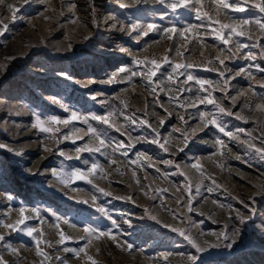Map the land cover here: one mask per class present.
I'll list each match as a JSON object with an SVG mask.
<instances>
[{"label":"rangeland","instance_id":"obj_1","mask_svg":"<svg viewBox=\"0 0 264 264\" xmlns=\"http://www.w3.org/2000/svg\"><path fill=\"white\" fill-rule=\"evenodd\" d=\"M253 2L232 12L215 0H193L173 12L157 0H0V27L7 25L0 36V257L7 264H191L189 256L199 257L196 264H264V152L256 151L264 150V111L257 108L264 106V30L245 25L244 36L227 45L215 38L221 24L264 21ZM149 23L156 27L143 35ZM133 24L140 27L129 32ZM152 60L161 67L149 83ZM175 64L193 67L173 73ZM189 74L210 81L206 91L185 83ZM73 112L81 119L71 120ZM109 113V124L92 119ZM201 113L216 126L205 128ZM37 117L70 122L42 132ZM96 135L106 147L76 152L98 147ZM117 144L124 148L113 151ZM93 164L91 183L61 182ZM21 208V230L5 228ZM25 228L37 229L44 256ZM173 228L205 250L198 253ZM60 232L70 237L63 244ZM206 236L214 241L204 244Z\"/></svg>","mask_w":264,"mask_h":264},{"label":"snow or ice","instance_id":"obj_2","mask_svg":"<svg viewBox=\"0 0 264 264\" xmlns=\"http://www.w3.org/2000/svg\"><path fill=\"white\" fill-rule=\"evenodd\" d=\"M158 3H161V4H165L166 7H169L171 8V10L173 12H175L178 8H184V7H187L189 4H191L193 2V0H171V2L169 3L168 0H157ZM196 3H199L200 0H195ZM218 8L220 9H230L232 12H245L247 11V3H248V0H244L243 4L239 3L238 0H215ZM11 7V6H10ZM72 8H75L76 6L75 5H72L71 6ZM120 7H126V5L124 4H121ZM252 7L253 8H256L259 10V12L261 13H264V0H259V2H253L252 3ZM18 9H13V19L15 18V11H17ZM205 15H207V13H205ZM163 18V17H161ZM73 23H75V21H72ZM249 24H256L259 26V28L261 30H264V21L260 20V19H255V20H250V19H240L238 21L237 24L233 25V26H230V25H227V24H221L220 25V28L215 30V38L219 41H221L223 44L227 45L229 43V40L232 39L233 36H237V37H240V36H244V32L240 29H242L245 25H249ZM140 26L139 25H136V24H133L131 25L129 28H128V31L129 32H134V31H137V29L139 28ZM156 27V25L154 24H151L149 23L147 25V30L143 32V35H147L149 31H152L154 28ZM195 27V26H193ZM225 29H230L228 31V34H227V37H225V34H224V30ZM7 30V25H3L2 27H0V36H2L4 34V32ZM121 30L123 31L124 28L122 27ZM191 29L190 28H185L184 31H190ZM166 31L168 32H175L176 29L175 28H169L167 29ZM183 34V33H181ZM85 39H87V37H85ZM71 46L69 45V48ZM238 47L240 48H243V47H246V45L244 44H239ZM165 62H167V60H165ZM220 64L223 66L224 65V61L223 60H220L219 61ZM137 64L141 63V61L137 60L136 61ZM151 64L153 65V68H150L148 70V73H147V78L149 80V83L152 82V77L156 76L157 74V71L160 69L161 65L158 64L155 60H152L151 61ZM193 65L191 64H188V65H185V64H175L173 67H172V72L173 73H176L178 69H181V68H192ZM125 69L124 68H121L119 69V72H124ZM243 71V70H241ZM183 73H181L182 75ZM65 75L66 78L67 77V74H63ZM132 75H136V73H133ZM220 75L223 77L224 76V72L221 71L220 72ZM115 79V77H112L109 79L108 83H111L113 80ZM168 79L170 81H172L173 83H175V80L173 79V76L170 74L168 76ZM192 80H195V82L200 85V90L201 91H206V89L204 88V85L206 84H209L210 85V81H207V80H203V79H198V78H195L193 77L192 75H188L187 77V81H185V83H187L188 81H192ZM87 85H84L82 84L81 87H86ZM155 89H153L154 91ZM191 91V89H181L180 91ZM95 98V97H93ZM201 103H203L204 101L201 100L200 101ZM209 104H213L215 103V101L211 98V94L209 93V96H208V101H207ZM56 103H60L59 101H56ZM61 107H64L63 104H60ZM219 107V106H218ZM258 109L264 111V106H260L258 105L257 106ZM219 111L220 112H225L226 110L222 107L219 108ZM230 114V113H229ZM112 113H109L108 115H104V116H94L92 117V119H95V120H98L100 121L101 123H104V124H109L110 122V117H111ZM200 117H201V121L203 122L204 124V127L207 128L210 124L213 125V126H216V120L215 119H212V120H208V121H205L204 120V117H205V113H201L200 114ZM71 120H79L81 119L80 116H78L75 112L72 113L71 115ZM70 122V120H58L57 118L55 117H51L49 118L48 120H42L40 119L39 117H37L36 119V122H35V125L36 127H38L40 129V131L42 132H49L51 131V129L49 127H46L45 125L46 124H56V123H63V124H68ZM86 122V119L85 121ZM141 123H145V121H141ZM161 124L164 123L163 120L160 121ZM221 131H223V129H221ZM88 133L90 134H94V130L92 128H89L88 129ZM225 135H231L230 133H227L225 132L224 133ZM67 139V137H65ZM96 140L99 142V146L98 147H89L88 145H85L84 147L82 148H77L76 149V152L77 153H80V152H84V151H87V152H99L100 149L102 147H106L107 144L105 142L104 139H102L99 135H96L95 136ZM151 142L153 143H158V140L156 139H153ZM187 142V136H185V143ZM165 143H167V141H165ZM216 143L218 145H221L222 146V141L220 140H217ZM5 145L3 144H0V148H4ZM160 147H164L163 144H160ZM124 148V145L123 144H117L115 146V148L113 149V151H117L119 149H122ZM180 151H182L183 149H179ZM8 151H12V149H8ZM165 151H167V149H165ZM257 152H264V150L262 149H256ZM124 155H126L127 153L124 152L122 153ZM77 159H79V156H77ZM112 163H115V161H112ZM168 163H171V161H169ZM151 166V165H149ZM193 168H196V169H199L200 168V165L199 164H193L191 165ZM99 166L96 165V164H93L91 169L88 170L87 173L85 172H81L79 170H76V171H73L71 172L70 174H67V179H62L61 182L62 183H67L69 181H76V180H85V181H88L89 183H91V181L88 179L89 176L93 175L97 168ZM177 167H179L177 165ZM54 175H56L58 178L64 176L65 174L63 172H60V173H53ZM99 191H103L102 189H99ZM209 191H211V189H209ZM104 195H109V193H104ZM215 203V202H214ZM191 210V209H189ZM24 211L25 209L24 208H21L20 209V219L18 221H16L15 225H12V224H7V225H4L5 228H8V229H11L12 231H17V230H21L20 229V226L23 225L25 223V220L27 219L25 216H24ZM97 211H99L102 215L104 216H107V212L105 211L104 208H101V207H97ZM239 215V214H238ZM152 219H156L155 217H151ZM59 219V218H57ZM125 223H128V221H124ZM159 222V221H157ZM240 222L241 223H244L245 220L243 217L240 218ZM65 223H68V221H65ZM112 224L113 226H116V221H112ZM23 231L25 232V234L29 237H32L33 240L35 241V244H36V254L37 256H44L45 254L40 250L39 246L40 244L43 243V241L41 239H36V237L33 236V233L37 231V229L35 228H25L23 229ZM97 229L95 228H85L84 229V232L85 233H90V234H96L97 233ZM172 231H178L180 235H182L184 237L185 240L188 241L189 244L192 245L193 248L196 249V251L199 253V252H202L204 251L205 249L202 248L199 244L196 243V241L194 239H192L190 236L186 235L184 231L180 230V229H175L173 228ZM41 236H43V233L41 232L40 233ZM99 235L100 236H104V235H107L109 237V239H113L115 240L116 238L110 233V232H99ZM222 238L223 239H228L227 235L226 234H221ZM59 237H60V243L63 244L66 240L70 239V237H66L65 234L63 232H60L59 233ZM4 240V237L2 235H0V241H3ZM7 247V245H5ZM213 247H215L216 245H212ZM117 247H119V244L117 245ZM128 249L130 250L132 248V245L131 244H128L127 245ZM225 247L227 248H231L232 247V244H227L225 245ZM65 251H70V249H64ZM13 252H15L16 250L15 249H12ZM79 251H84V249H80ZM79 253H77L78 255ZM199 257L197 256H189L188 259L191 261V264H196V261L198 260ZM59 259V258H58ZM89 259L91 260V257H89ZM0 264H7V262L2 258L0 257ZM93 264H95V261H93Z\"/></svg>","mask_w":264,"mask_h":264},{"label":"bare ground","instance_id":"obj_3","mask_svg":"<svg viewBox=\"0 0 264 264\" xmlns=\"http://www.w3.org/2000/svg\"><path fill=\"white\" fill-rule=\"evenodd\" d=\"M210 207H208L207 209H205L206 211H208L209 213L212 211L211 209H209ZM205 210H203V211H199V212H201L202 213V215H205ZM217 216L220 218V217H223L222 215H220V214H217ZM215 218V217H211V219H212V221L213 222H215V224H217V225H219V218ZM195 233H196V231H195ZM204 244H210L211 242H213L214 241V236H212V237H210V236H206L205 238H203L202 240H201Z\"/></svg>","mask_w":264,"mask_h":264}]
</instances>
